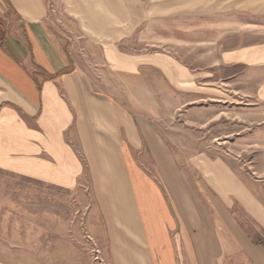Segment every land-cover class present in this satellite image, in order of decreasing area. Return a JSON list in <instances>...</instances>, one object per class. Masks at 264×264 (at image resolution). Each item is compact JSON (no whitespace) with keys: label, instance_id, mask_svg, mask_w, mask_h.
Listing matches in <instances>:
<instances>
[{"label":"crops","instance_id":"0c3cea01","mask_svg":"<svg viewBox=\"0 0 264 264\" xmlns=\"http://www.w3.org/2000/svg\"><path fill=\"white\" fill-rule=\"evenodd\" d=\"M123 40L190 44L207 62L125 52ZM89 46L109 71L153 67L193 91L196 72L217 64L264 71V0H0L1 233L20 228L6 217L23 214L24 181L77 196L85 184L107 264H264V189L219 159L189 175L147 115L96 85L87 71L99 69L79 56Z\"/></svg>","mask_w":264,"mask_h":264},{"label":"rangeland","instance_id":"374dc122","mask_svg":"<svg viewBox=\"0 0 264 264\" xmlns=\"http://www.w3.org/2000/svg\"><path fill=\"white\" fill-rule=\"evenodd\" d=\"M51 15L61 18L63 9L51 11ZM121 42L125 52L163 51L188 67L207 62L206 51L190 44L160 48L144 46L137 40ZM84 51L79 54L83 64L99 69L87 71L96 85L102 84L129 109L147 115L189 175L195 173L199 161L219 159L254 188L264 189V71L234 61L217 64L215 70L197 71V86L182 92L170 83L173 78H165L153 67L140 72L142 77H134L127 70L105 69L95 48L89 46ZM16 184L19 182L7 184L9 192ZM21 191L23 214L6 217L9 223L18 221L20 228L0 231V258L17 260L18 264H101L102 259L107 264L103 247L92 236L86 221L92 196L85 184L84 194L79 196L55 194L53 188L26 181ZM12 200L9 196V205ZM236 211L247 222L238 208ZM13 237L21 239V246L11 244Z\"/></svg>","mask_w":264,"mask_h":264},{"label":"built area","instance_id":"2783aa9c","mask_svg":"<svg viewBox=\"0 0 264 264\" xmlns=\"http://www.w3.org/2000/svg\"><path fill=\"white\" fill-rule=\"evenodd\" d=\"M95 260L98 262V260H99V256L98 255L95 256ZM100 263L101 264H106V262L104 261V259H102V261H100Z\"/></svg>","mask_w":264,"mask_h":264}]
</instances>
